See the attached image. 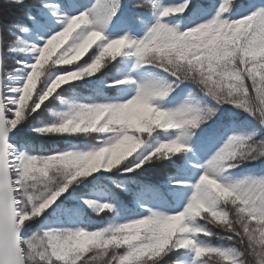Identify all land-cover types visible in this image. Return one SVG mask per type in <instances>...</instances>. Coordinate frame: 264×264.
Here are the masks:
<instances>
[{
	"label": "snow or ice",
	"instance_id": "6c2138e0",
	"mask_svg": "<svg viewBox=\"0 0 264 264\" xmlns=\"http://www.w3.org/2000/svg\"><path fill=\"white\" fill-rule=\"evenodd\" d=\"M0 264H264V0H0Z\"/></svg>",
	"mask_w": 264,
	"mask_h": 264
}]
</instances>
